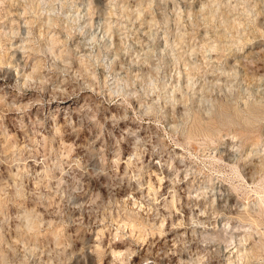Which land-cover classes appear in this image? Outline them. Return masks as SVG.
<instances>
[{
	"label": "rangeland",
	"instance_id": "obj_1",
	"mask_svg": "<svg viewBox=\"0 0 264 264\" xmlns=\"http://www.w3.org/2000/svg\"><path fill=\"white\" fill-rule=\"evenodd\" d=\"M0 264H264V0H0Z\"/></svg>",
	"mask_w": 264,
	"mask_h": 264
}]
</instances>
